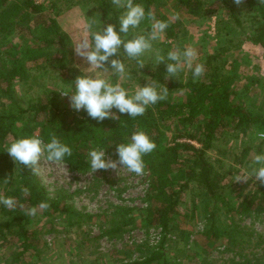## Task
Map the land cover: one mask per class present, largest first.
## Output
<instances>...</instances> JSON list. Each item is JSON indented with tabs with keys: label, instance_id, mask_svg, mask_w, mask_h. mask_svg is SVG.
I'll return each instance as SVG.
<instances>
[{
	"label": "rangeland",
	"instance_id": "obj_1",
	"mask_svg": "<svg viewBox=\"0 0 264 264\" xmlns=\"http://www.w3.org/2000/svg\"><path fill=\"white\" fill-rule=\"evenodd\" d=\"M33 1L40 5V18H55L69 36L72 69L55 68L46 54L39 53L35 59L31 58L35 55L32 53L25 57L23 63L29 77L23 81L13 79L11 89L14 100L26 112L11 127L7 143L15 136L27 137V130L50 116L48 108L33 119L31 105H41L50 99L70 105L69 98L59 90L61 86L72 87L65 78L66 73L76 79L89 67L75 54L73 46L82 34L83 25L89 19H100L101 27L114 25L111 13L105 16L98 0ZM154 4L157 5V11H152L155 17L169 21L163 39L154 42V48L167 56L176 47L183 50L191 45L198 52L197 62L205 67L204 75L197 81L210 80L211 73L217 74L218 79H226L234 92L231 102L264 119V48L249 39L255 35L256 22L246 1L239 6L234 0H189L188 4H180L179 0H156ZM174 14H179L180 19H172ZM38 25L33 18L9 34L0 33V57L7 60L8 68L10 58L23 59L25 47L33 48L38 43L35 36ZM141 29L150 31V23L143 21L137 33ZM13 50L17 52L14 57ZM121 58L131 72L130 78L121 81L122 86L130 93L138 85L145 86L149 77L135 69L133 61ZM144 59L152 70L166 66L161 63L154 67L148 55ZM180 77L193 81L189 70L181 72ZM108 78L116 82L115 76L108 74ZM188 97L187 90L174 89L169 90L166 100L178 102ZM3 103L12 107L6 99ZM202 124V120L187 126L168 121L163 128V141L171 145L181 140L206 147L205 153L220 175L218 197L189 181L188 186L175 193L181 196L167 232L145 222L148 208L157 205L156 198H149L151 185L146 168L143 176L119 169L121 165L118 171L98 170L90 174L88 153L93 148H104L106 159L118 160L116 147L111 144L100 143L88 149L87 165L80 171L69 169L64 162L60 165L46 164L43 159L38 162L42 169L37 177L48 195L63 198L71 211L53 212L51 208L40 209L37 205V215H28L25 223L29 230L27 241L17 225L9 223V216L22 215V209L32 207L23 204L22 183L16 170L11 182L6 184L2 179L5 169L0 166V195L17 201L13 210L0 204V264H139L155 251L163 254L151 264H241L246 261L264 264V203L255 205L250 213L240 212L238 208L240 201L259 191L261 184L255 177L237 182L235 176L250 171L253 156L264 152V141L257 143L255 137V132L264 128L259 123L242 126L230 122L210 141L202 142ZM38 130L37 127L32 134L38 136ZM181 133H194L201 142L180 136ZM174 173L177 186L183 184L185 174ZM210 226L213 232L209 231Z\"/></svg>",
	"mask_w": 264,
	"mask_h": 264
},
{
	"label": "trees",
	"instance_id": "obj_2",
	"mask_svg": "<svg viewBox=\"0 0 264 264\" xmlns=\"http://www.w3.org/2000/svg\"><path fill=\"white\" fill-rule=\"evenodd\" d=\"M156 0H134L144 6L146 13L157 11ZM253 12V19L256 22L255 35L249 37L251 41L261 45L264 48V4L259 0H245ZM180 4L187 3L189 0H179ZM98 6L102 13L112 15L113 23L116 30L119 31V12L120 9H113L111 0H98ZM155 6V7H154ZM40 5L35 4L33 0H0V33L9 34L23 24H28L31 19L35 18L39 23L37 28V44L33 48L26 46L22 57L10 58V67L7 66V60L0 57V166L5 169L2 179H9L14 176V170L21 189L27 187L30 194L24 195L23 204L29 207H36L41 202L50 205L53 212L71 210L63 203V198L51 197L48 195L46 188L39 181L38 177L32 173V170L23 165H16L6 148L17 140L15 138L7 143L6 138L11 132V127L16 119L26 112V109L17 104L12 96V80L18 78L23 81L29 77L25 64V57L29 54H35L37 58L39 53L48 55V60L53 61V66L61 70L71 71L69 59L70 38L60 28L58 22L53 17L40 18ZM36 12H39L36 15ZM35 49V50H33ZM123 50V49H121ZM17 53L13 50L14 54ZM21 55V56H22ZM138 69L136 62L133 61ZM143 76H148L155 80L161 87L166 86L168 90L181 89L189 92V97L185 101L164 100L149 107L143 116L131 118L127 114H121L116 109L112 112L118 119H105L98 122L90 118L86 111L79 112L73 110L70 105L61 104L62 102L50 99L41 105H31L33 119L46 109H50V116L42 122L35 123L27 130V137L33 136V130L37 127L38 136L45 142H50V134L55 135L61 142L67 144L73 152L71 157H65L64 163L69 169L80 171L84 170L87 165V151L93 146L102 143L105 146L116 147L120 143H127L134 131L142 130L156 143V149L144 156L146 169L150 175L151 190L149 191L150 200L156 198V204L150 206L147 210L145 222L147 225H155L167 232L171 223L175 208L178 205L181 187L188 186L189 181L194 182L197 186L205 190L215 198L218 197L216 190L219 187L220 175L215 169L209 157L205 153L206 147H197L187 141H175L168 145L163 141L166 122L175 121L178 125L187 126L202 120L204 126V138L202 142L210 141L212 137L218 135L227 124L234 122L236 125L246 126L248 124L259 123L264 128V119L247 111L243 106H237L231 102V95L234 93L227 85L226 79H218L217 74L209 75L210 80L184 81L181 77L165 79L166 66H159L152 70L145 65L140 69ZM67 74V73H66ZM65 78L72 84L75 81L74 76ZM70 74V73H69ZM10 101L12 107L5 105L4 100ZM180 136H189L191 139L201 142L193 133H181ZM184 156V157H181ZM185 174L186 180L183 184L177 186L175 173ZM22 192V191H21ZM260 203H264V185L259 187V191L245 197L239 203L240 212H249ZM120 209V208H119ZM13 213V212H12ZM22 215H10L11 224H16L23 239L27 241L29 230L25 228L28 215L26 209H22ZM209 231L213 232L212 227ZM162 252L155 251L150 257L145 258L139 264H151L156 262ZM241 264H262L260 261Z\"/></svg>",
	"mask_w": 264,
	"mask_h": 264
},
{
	"label": "clouds",
	"instance_id": "obj_3",
	"mask_svg": "<svg viewBox=\"0 0 264 264\" xmlns=\"http://www.w3.org/2000/svg\"><path fill=\"white\" fill-rule=\"evenodd\" d=\"M245 0H234L239 6ZM264 4V0H259ZM116 9L122 10L119 15V31L113 24H107L101 27L100 19H89L82 28V34L73 45L75 54L83 58L89 65L83 75L76 77L73 87L65 89L61 86L59 92L62 96L69 98L70 107L79 112L86 111L87 115L98 122L105 119L116 120L118 117L112 112V109L118 110L121 114H127L131 118L143 116L146 110L160 101L168 98L169 90L166 86L161 87L155 80L148 79L145 86L138 85L133 92L122 86L121 81L131 77L124 59L135 61L138 69L145 67L146 55L153 61L154 67L164 63L166 65L165 79L178 78L181 72L189 70L192 73L193 82L199 80L205 73L204 64L198 61V52L191 45L185 46L183 50L176 47L167 53V56L161 53V50L154 48V42L162 40L166 30L169 27V21L159 20L152 12L145 11L140 3L134 0H111ZM172 19H180L179 14H174ZM147 20L150 23V31L140 29L141 23ZM132 35L129 37V34ZM121 49H123L121 51ZM116 56L115 59H110ZM111 77H116L113 83ZM257 143L264 141V130L255 132ZM156 143L149 135L142 131H134L129 142L120 143L116 146L118 160L106 159L104 148H93L89 151L90 174L98 170H117L126 169L137 176L145 175L144 156L152 153L156 149ZM7 153L16 163L32 170L36 176H40L42 167L39 161L42 159L46 164L60 165L65 157L73 155L72 149L55 135L50 134V142L45 143L39 136L14 140L6 148ZM250 171L236 176L237 182H247L255 177L261 185H264V152L255 154L249 165ZM119 174V173H118ZM10 178L4 182L9 183ZM21 191L28 195L30 190L23 187ZM0 204L7 209L13 210L17 207V201L14 197H5L0 195ZM40 209H47L50 205L41 202ZM26 214L32 217L37 215V208L32 207L26 210Z\"/></svg>",
	"mask_w": 264,
	"mask_h": 264
}]
</instances>
